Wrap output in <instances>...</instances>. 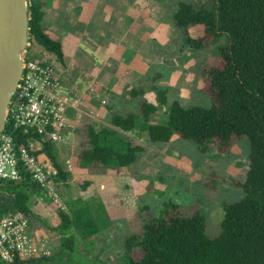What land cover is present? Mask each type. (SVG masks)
Here are the masks:
<instances>
[{"label":"rangeland","instance_id":"1","mask_svg":"<svg viewBox=\"0 0 264 264\" xmlns=\"http://www.w3.org/2000/svg\"><path fill=\"white\" fill-rule=\"evenodd\" d=\"M73 1V10L69 0H46L44 8L47 13L57 3L67 15L64 33L70 36L65 42L72 46L66 44L68 51L64 48V64L35 44L30 43L27 49L35 57V64H47L48 77L55 81L54 86L48 85L45 75L30 78L28 85H32L33 95H50L61 122L56 128L58 156L71 173L67 183H55V172L43 154L36 156L32 165L43 183L42 194L32 196L28 204L38 220L23 219L35 238L47 241L49 260L41 264H118L123 239L141 233L143 222L157 215L169 201L198 206L207 219V234L217 236L223 203L242 196L233 183L243 181L249 168L245 141L222 154L212 140L203 155L195 144L175 137L166 144H152L138 125L129 133L119 131L122 138L142 148L133 165L123 169L97 167L91 172L75 166L87 125L111 128L112 115H138L142 101L156 106L150 123L157 125H166V110L173 101L184 108L210 106V77L203 71L221 65L218 48L227 43V37L194 51L183 44L173 24L178 2L192 3L199 10L210 0ZM45 23L44 19V28ZM203 29L193 27L191 37H202ZM97 68H102L101 74ZM133 89L141 94L132 96ZM157 90L166 91L165 106L158 105ZM61 97L67 101L63 103ZM30 143L33 150L41 147L35 141ZM86 181L89 183L83 190ZM77 198L89 203L99 231L87 241L77 237L74 254L59 253L61 236L53 230L58 222L56 209L66 211ZM144 206L150 210L141 217L140 208ZM140 256L136 250L134 257Z\"/></svg>","mask_w":264,"mask_h":264},{"label":"trees","instance_id":"2","mask_svg":"<svg viewBox=\"0 0 264 264\" xmlns=\"http://www.w3.org/2000/svg\"><path fill=\"white\" fill-rule=\"evenodd\" d=\"M43 9L44 0H31L30 42L63 65L61 43L42 26ZM173 24L181 33L183 44L194 51L227 37V43L218 48L221 65L203 71L210 77V106L184 108L173 101L166 110V125H157L150 123L156 106L142 101L138 115H112L111 128L87 125L75 166L91 172L97 167L123 169L133 165L142 148L122 138L119 131L129 133L138 125L152 144H166L175 137L195 144L203 155L212 140L222 154L236 143L247 142L248 171L243 181L233 183L242 196L235 202L223 203L217 236L207 234V219L198 206L169 201L157 215L143 222L141 233L123 239V255L118 264H264V0H210L199 10L192 3L181 1L173 14ZM195 26H203L202 37H191L190 30ZM34 60L28 51L25 61ZM139 94L141 91L134 89L131 92L134 97ZM166 94L164 90L156 91L158 105H166ZM30 131L23 134L16 130L14 141L27 148V140L36 139L41 147L31 154L44 155L56 171L55 183H67L71 173L59 159L56 142L42 141L43 134ZM20 176L16 182L0 180V217L19 212L30 220H38L28 204L32 196L42 194V187L21 167ZM88 183H84L83 190ZM149 210L148 206L140 208L139 216ZM56 211L58 222L53 230L61 236L59 253L74 254L77 237L87 241L99 231L86 200L77 198L66 211ZM136 250L141 252L138 259L134 257ZM48 260L15 258L12 264H41Z\"/></svg>","mask_w":264,"mask_h":264},{"label":"built area","instance_id":"3","mask_svg":"<svg viewBox=\"0 0 264 264\" xmlns=\"http://www.w3.org/2000/svg\"><path fill=\"white\" fill-rule=\"evenodd\" d=\"M45 75L48 78L46 83L54 86L55 81H50L46 66L34 62H25L17 95L22 89L24 92L20 96L18 95L15 102L12 100L6 123L8 129L5 130L4 128L0 134V180L2 181H19L21 179V167L30 175L31 180L37 181L43 187L42 181L37 178L35 171H33L32 165H35L36 156L31 152L36 150L32 149L30 140L35 141V143L39 142L30 138L27 140L28 147L26 148L23 144L16 143L13 135L16 130H20L23 134L31 130L32 133L43 134L42 141H58L56 128L61 126V122L59 115L55 112L56 108H53L54 104L50 103V95L36 93V91V94L33 95L31 94L33 87L28 85L30 78L39 79ZM25 82H27L26 85H24ZM60 101L65 103L67 99L61 97ZM11 144L13 149L10 148ZM50 169L56 174L51 164ZM23 217L25 216L19 212H8L0 217L1 264H12L15 258L22 261L38 260L50 255L47 241L44 239L40 241L35 238L33 233L28 231Z\"/></svg>","mask_w":264,"mask_h":264},{"label":"water","instance_id":"4","mask_svg":"<svg viewBox=\"0 0 264 264\" xmlns=\"http://www.w3.org/2000/svg\"><path fill=\"white\" fill-rule=\"evenodd\" d=\"M31 0H0V134L22 80L30 45Z\"/></svg>","mask_w":264,"mask_h":264},{"label":"crops","instance_id":"5","mask_svg":"<svg viewBox=\"0 0 264 264\" xmlns=\"http://www.w3.org/2000/svg\"><path fill=\"white\" fill-rule=\"evenodd\" d=\"M66 1L68 2V0ZM69 3L71 4V10H73V8L75 7L74 1L69 0ZM45 5H46V0H44V8ZM55 5L51 6L53 9L52 8L48 9L47 13L44 11L43 22L45 19L46 23H45V28L44 27L43 28L51 38L58 40L61 43L62 51L65 57L66 52H64V48L66 49V51H68V46H66V44L70 45L68 42H65V40H67L70 35L64 33L67 27V15L62 9L59 8V6L56 5V7H54ZM47 15H48V20H47ZM43 22H42V26H43ZM76 45L78 47V44ZM100 69L102 68H97L98 70L97 72H99V74H101L102 72L100 71Z\"/></svg>","mask_w":264,"mask_h":264},{"label":"flooded vegetation","instance_id":"6","mask_svg":"<svg viewBox=\"0 0 264 264\" xmlns=\"http://www.w3.org/2000/svg\"><path fill=\"white\" fill-rule=\"evenodd\" d=\"M45 258H47V257H45Z\"/></svg>","mask_w":264,"mask_h":264}]
</instances>
